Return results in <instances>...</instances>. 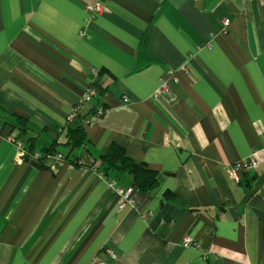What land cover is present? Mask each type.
Segmentation results:
<instances>
[{
	"label": "crops",
	"instance_id": "0c3cea01",
	"mask_svg": "<svg viewBox=\"0 0 264 264\" xmlns=\"http://www.w3.org/2000/svg\"><path fill=\"white\" fill-rule=\"evenodd\" d=\"M89 1L0 0V264H264V0H102L91 19ZM76 125L86 144L64 150ZM12 140L68 159L17 160ZM112 145L158 180L121 208L99 175Z\"/></svg>",
	"mask_w": 264,
	"mask_h": 264
},
{
	"label": "built area",
	"instance_id": "2783aa9c",
	"mask_svg": "<svg viewBox=\"0 0 264 264\" xmlns=\"http://www.w3.org/2000/svg\"><path fill=\"white\" fill-rule=\"evenodd\" d=\"M84 9L89 14V18H94L98 15H101L105 12L104 6L102 4V0H94L89 1L85 4ZM229 24V20L224 19L222 20V25L224 28H226ZM159 87L156 90L155 94L153 95V100L157 101L161 97H166L172 99V93H171V83L177 82V77L172 71H167L165 76H162L159 79ZM96 96V90L92 87V85H89L84 95L81 97L79 102L74 106V108L71 110V112L66 117V124L72 122L73 120L77 119L79 116V112L81 109L84 108V106L91 102V100ZM127 97L124 95L122 96V100L124 102L127 101ZM104 109L103 108H97L95 110L96 116H101L103 114ZM10 139H12L10 137ZM16 143L18 153L16 159L19 160L21 156H27L28 159L32 163L39 164L40 161V153L38 152H32L27 153L23 143L18 140H12ZM53 157L57 161H63L65 159V154H56L54 156H46L44 159V162L47 158ZM260 159L256 152H253L250 156L243 160L235 161L232 164H230L226 168V174L229 179L237 182L239 180V175L241 173H247V172H253L258 168ZM101 178H103L108 188L118 197L119 199V207H123L125 204H133V192L134 188L133 186H120L118 182L110 177H105L102 173L99 174ZM183 244L189 245V246H196L197 244L191 240L188 236H185L183 238ZM109 255L112 258H115L114 254L111 251H108ZM92 264H108L103 261H94Z\"/></svg>",
	"mask_w": 264,
	"mask_h": 264
},
{
	"label": "trees",
	"instance_id": "16d2710c",
	"mask_svg": "<svg viewBox=\"0 0 264 264\" xmlns=\"http://www.w3.org/2000/svg\"><path fill=\"white\" fill-rule=\"evenodd\" d=\"M79 118V116H78ZM16 121L20 125V129L25 127V122L20 118L16 117ZM65 141L61 145L65 148H74L86 144V135L83 128L80 125L76 126H67L65 129ZM60 143L55 140L52 145L48 148H44L40 153V163L36 164L37 166L44 165V159L46 156H54L56 154H64V151H60L56 148ZM31 145L26 149L27 153H32ZM69 154H65V159H68ZM102 174L105 177H109L108 174L111 171L128 174L132 179L133 188L142 191L150 192L155 189L158 185L157 174L154 170L145 166L140 162H136L131 157L126 154V151L123 147L118 145L110 146L102 155Z\"/></svg>",
	"mask_w": 264,
	"mask_h": 264
}]
</instances>
